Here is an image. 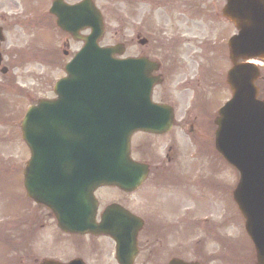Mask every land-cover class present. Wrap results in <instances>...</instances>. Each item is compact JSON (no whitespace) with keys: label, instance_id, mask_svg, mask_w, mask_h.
Returning <instances> with one entry per match:
<instances>
[{"label":"flooded vegetation","instance_id":"flooded-vegetation-1","mask_svg":"<svg viewBox=\"0 0 264 264\" xmlns=\"http://www.w3.org/2000/svg\"><path fill=\"white\" fill-rule=\"evenodd\" d=\"M52 1L0 0V3H6L0 5V36L3 37L0 69L10 68L6 74L8 80H14L15 71L25 63L21 45L25 30L38 26L39 22L45 28H56L55 18L49 14ZM63 1L67 3V0ZM131 1L134 34L131 57L158 65V70L151 75H159L161 83L153 88L152 97L156 103L171 109L172 127L164 134L137 133L132 137L131 159L147 167V177L132 192L117 188L97 189L94 192L97 201L94 223L101 224L104 211L112 205L127 210L142 222L133 264H169L173 260L230 264L232 239L228 230L232 219L233 183L226 180L225 192L222 187L218 192V169L202 175L200 165L201 159L208 154L218 158L212 142L213 115L231 97L226 84L225 48L222 42L185 41L182 33L187 18L194 27H197L198 19L186 15L184 1ZM175 5L178 9L173 7ZM203 53H215L217 57H204ZM199 183L205 189L203 198L214 194H207L213 187L216 191L212 211L215 214L204 212L213 219L201 218L202 212L197 205L202 199L197 195ZM157 192L163 194L161 213L146 208L143 203L144 196L148 198ZM30 205L40 217L23 219L19 224L18 264H70L75 260L83 264H118L115 243L109 237L64 233L57 227L51 211ZM217 218L221 221L217 222ZM138 220H133L134 225ZM2 221L1 240L6 252L10 242L9 223L6 217ZM47 221H53L52 227ZM201 225L206 226L208 234L205 239L198 240L195 253L191 255L185 242ZM42 231L50 234L43 238ZM69 248L76 252L67 254ZM187 253L191 259L187 260ZM247 259L243 257V264L248 263Z\"/></svg>","mask_w":264,"mask_h":264},{"label":"water","instance_id":"water-1","mask_svg":"<svg viewBox=\"0 0 264 264\" xmlns=\"http://www.w3.org/2000/svg\"><path fill=\"white\" fill-rule=\"evenodd\" d=\"M53 6L57 25L85 45L66 66L67 77L57 83L58 98L39 102L22 124L31 152L24 186L29 198L53 211L61 229L82 234L90 230L95 211L92 190L100 186L129 190L135 177L142 178L128 157L130 136L159 131L168 123L160 124L163 112L150 102L148 69L137 75L131 60H114L120 46L98 48L102 20L91 0L64 9L58 2ZM222 13L238 35L229 42L233 99L219 111L215 145L240 173L234 201L245 219L256 262L264 264V101L256 99L257 68L236 63L264 57V0H226ZM83 29H91V34L80 38ZM72 105L89 116L80 142L70 139ZM71 170L80 172L72 175ZM121 234L125 232L114 236L120 240Z\"/></svg>","mask_w":264,"mask_h":264},{"label":"rangeland","instance_id":"rangeland-1","mask_svg":"<svg viewBox=\"0 0 264 264\" xmlns=\"http://www.w3.org/2000/svg\"><path fill=\"white\" fill-rule=\"evenodd\" d=\"M150 1L158 2V0ZM182 1L185 2L184 9L186 15H192L198 19L197 27H194L192 22L187 18L185 32L182 33L184 34L186 42L194 43L198 41L201 43H213L220 39H226L228 35L235 33V29L231 24L221 17V10L225 0ZM3 4L6 3H0V5ZM95 5L102 13L105 23V33L99 41V44L101 46H113L121 43L125 47L123 57H129L132 53V44H134L132 41L134 34L131 27L132 1L98 0L95 1ZM173 7L178 9L177 5ZM158 36L160 38L162 37L161 35ZM21 38L22 49L25 53L24 65L19 71H15V79L12 82H9L6 79L7 77L0 74V233L2 218L8 217L10 232L14 235L19 232V227L16 231L14 227L19 225L20 219L29 220L34 216L40 217L35 215L34 210H30V208L23 215L21 208L22 204L25 203L20 188L21 172L28 161L29 152L20 138V118L24 109L30 104H35L39 98L54 97L52 88L54 83L64 76V64L81 47V43L74 42L67 36L58 33L54 29L52 31L49 28H27ZM63 52H67V55H64ZM26 55L32 57L45 56L55 64H45L41 59V61L38 59L31 61L27 59ZM206 56L208 58L210 57V55L205 54L204 57ZM260 77L258 85L261 87V96H264L263 70L261 71ZM23 94L26 95V98L23 97ZM213 100L216 101L217 99ZM200 165L202 166L201 170L203 173L212 172L213 165H216V161L208 154L201 159ZM218 176H220L219 185H224V192L226 189V180L229 183L232 180L233 187L236 186L238 181L237 172L230 167L220 169ZM212 190L214 189L212 188ZM213 195L209 194L206 198H202L199 201L197 205L200 211L212 212L215 209V197ZM162 197L163 194L160 192L153 193L148 198L144 196V206L151 210L156 209L158 213H161ZM42 213L44 214L43 211ZM217 214L220 215L219 209L217 210ZM231 215L232 219L228 233L231 234L233 244L236 245L239 243V245H243L245 237L243 220L234 206ZM43 216L45 217V215ZM219 221L221 220L217 218V222ZM47 222H50L49 227H52L53 221ZM42 233L43 238L50 234L49 232L46 234L43 231ZM196 239H198L197 236L187 237L185 242L187 251L192 249V246L196 244ZM74 245H76V242H74ZM75 252L70 248L66 251L67 254H73ZM80 252L83 251L81 250ZM250 252L251 249L249 254H251ZM60 254H63V252H60ZM0 255L3 257L1 246ZM189 255L187 254V256ZM243 255H245L244 251ZM12 256L13 254H10V257Z\"/></svg>","mask_w":264,"mask_h":264}]
</instances>
